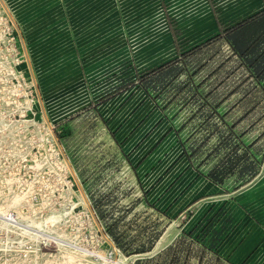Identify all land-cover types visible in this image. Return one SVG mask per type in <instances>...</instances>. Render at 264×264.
I'll list each match as a JSON object with an SVG mask.
<instances>
[{
	"label": "rangeland",
	"instance_id": "1",
	"mask_svg": "<svg viewBox=\"0 0 264 264\" xmlns=\"http://www.w3.org/2000/svg\"><path fill=\"white\" fill-rule=\"evenodd\" d=\"M245 1L0 0V264H165L152 251L124 253L108 232L115 225L136 250L176 225L144 201L136 147L120 129L111 132L101 112L111 99L143 90L117 95L145 66L178 57L172 28L188 49L219 32L211 28L217 18L241 19L264 3L252 0V10ZM212 52L193 56L178 81L189 82V70ZM228 53L222 46L188 89L169 90L160 100L165 110L158 107L202 172L225 155L231 123L254 105L246 100L222 120L234 102L214 113L194 96ZM263 129L264 120L245 139ZM185 217L187 228L214 226Z\"/></svg>",
	"mask_w": 264,
	"mask_h": 264
},
{
	"label": "crops",
	"instance_id": "2",
	"mask_svg": "<svg viewBox=\"0 0 264 264\" xmlns=\"http://www.w3.org/2000/svg\"><path fill=\"white\" fill-rule=\"evenodd\" d=\"M245 3L255 9L252 0ZM211 28H219L216 20ZM104 112L111 132L120 129L127 146L136 147L144 201L176 225L164 230L152 256L161 254L165 264H264V163L250 183L232 190L198 173L173 124L144 90L111 99ZM185 215L214 226L187 228Z\"/></svg>",
	"mask_w": 264,
	"mask_h": 264
},
{
	"label": "trees",
	"instance_id": "3",
	"mask_svg": "<svg viewBox=\"0 0 264 264\" xmlns=\"http://www.w3.org/2000/svg\"><path fill=\"white\" fill-rule=\"evenodd\" d=\"M215 16L217 18L216 13ZM217 23L219 27L217 34L195 43L188 49L182 48L176 30L172 28L178 57L137 73L136 79L125 88L119 89L117 95L136 86L142 88L148 97L156 103L157 107L165 110L166 106L160 104V100L165 98L168 91L173 90L176 95L183 93L190 84H193L194 78L206 69L209 60L221 53L222 46L226 45L229 50L228 56L213 68L204 79L196 83L194 96L200 93L214 113L219 112L224 104L234 102L228 108L226 107V111L221 115L222 120L228 118L231 112L246 100H254V105L246 109L240 119L231 123L232 132L224 138L226 140L222 142L224 146H220L228 151L217 165L208 171L202 172L199 167L194 166L192 160L195 154L188 150L184 141L181 140L180 142L184 148V154L200 175L218 185H226L228 180L232 179L233 187L231 189L237 190L250 183L257 176L264 163V146L260 143L264 138V129L252 139L248 137L245 139L256 128V125L264 120V8L234 23L225 24L218 18ZM210 50L213 52L205 63L197 61L196 65L189 70V82L178 81L180 76L187 72L189 61L193 56ZM224 70L226 73L222 76ZM239 70L241 73L238 72ZM209 81L214 82V84L209 89H205L204 85ZM173 100L170 99L168 103ZM256 114L259 115L255 122H251L250 117L253 118ZM245 121L249 123L246 129L237 128L240 123ZM176 133L180 136V130ZM114 226H109L108 232L117 246L126 254L152 251L156 241L161 236V234L157 235L148 247L133 250L132 245L124 246L121 237L115 233Z\"/></svg>",
	"mask_w": 264,
	"mask_h": 264
},
{
	"label": "built area",
	"instance_id": "4",
	"mask_svg": "<svg viewBox=\"0 0 264 264\" xmlns=\"http://www.w3.org/2000/svg\"><path fill=\"white\" fill-rule=\"evenodd\" d=\"M185 218V217H184Z\"/></svg>",
	"mask_w": 264,
	"mask_h": 264
}]
</instances>
